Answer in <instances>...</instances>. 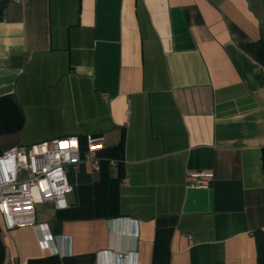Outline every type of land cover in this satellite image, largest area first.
<instances>
[{"label": "crops", "instance_id": "1", "mask_svg": "<svg viewBox=\"0 0 264 264\" xmlns=\"http://www.w3.org/2000/svg\"><path fill=\"white\" fill-rule=\"evenodd\" d=\"M90 135L0 264H264V0H0V156Z\"/></svg>", "mask_w": 264, "mask_h": 264}, {"label": "built area", "instance_id": "2", "mask_svg": "<svg viewBox=\"0 0 264 264\" xmlns=\"http://www.w3.org/2000/svg\"><path fill=\"white\" fill-rule=\"evenodd\" d=\"M22 1V0H15ZM105 138L90 135L85 140V151H81L76 137L56 138L30 146L14 147L0 156V215L5 228L13 230L32 226L46 229V225L36 224L37 204H51L55 210L68 207L66 197L72 188L67 180L69 169H77L82 161L93 171L99 170L97 153L104 148ZM114 166L115 162L111 161ZM190 188L209 189L214 179L212 172L189 174ZM52 237L43 233L39 240L42 249L51 250ZM58 253V250L54 251ZM123 262L124 257L117 255Z\"/></svg>", "mask_w": 264, "mask_h": 264}]
</instances>
